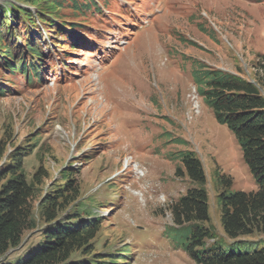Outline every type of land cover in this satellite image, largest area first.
<instances>
[{"label": "rangeland", "instance_id": "374dc122", "mask_svg": "<svg viewBox=\"0 0 264 264\" xmlns=\"http://www.w3.org/2000/svg\"><path fill=\"white\" fill-rule=\"evenodd\" d=\"M96 2L102 14L79 16L66 7L48 27L37 6L0 0L29 8L46 54L37 84L0 64V86L12 88L0 96V151L29 146V179L43 170L32 201L38 227L25 232L5 262L15 264L42 242L39 200L69 176L79 197L60 216L100 218L95 252L123 254L126 264H195L169 234L173 204L195 186L175 174L180 152H193L203 164L205 225L224 241L216 171L232 179L233 193L258 185L235 135L196 93L193 63L252 81L264 95V0Z\"/></svg>", "mask_w": 264, "mask_h": 264}, {"label": "trees", "instance_id": "16d2710c", "mask_svg": "<svg viewBox=\"0 0 264 264\" xmlns=\"http://www.w3.org/2000/svg\"><path fill=\"white\" fill-rule=\"evenodd\" d=\"M26 1L37 6L40 23L48 27L55 11L66 7L79 16L91 11L102 14L96 0ZM39 25L29 8L0 3V64L9 75L23 74L28 82L36 84L42 81L46 57L36 35ZM56 25L61 30L64 28L63 24ZM77 25L80 24L71 23L72 27ZM84 25L80 27L85 28ZM193 65L192 76L199 96L216 121L235 135L258 188L233 193L232 179L216 171L217 182L222 187L221 223L228 238L224 241L205 225L210 216L203 164L193 152L181 151L182 165L175 174L188 176L195 186L173 204L174 227L169 228V234L175 235L174 245L184 249L195 264H264V239L257 242L249 239L264 234V95L254 82L236 74L200 61ZM4 88L0 86V96L12 90ZM41 138L42 135L34 143ZM30 150L25 146L16 152L6 148L0 151V157L6 155L0 164V264H7L6 256L21 246L26 231L38 227L32 201L43 182V170L41 167L29 179L25 156ZM63 181L64 184L58 183L57 188L39 200V216L44 220L40 230L42 242L15 264H126L123 254L95 252L100 218H83L77 212L65 218L60 216L66 204L79 197L75 180L66 176Z\"/></svg>", "mask_w": 264, "mask_h": 264}, {"label": "bare ground", "instance_id": "6f19581e", "mask_svg": "<svg viewBox=\"0 0 264 264\" xmlns=\"http://www.w3.org/2000/svg\"><path fill=\"white\" fill-rule=\"evenodd\" d=\"M99 86H101V85H100V78H99ZM95 92H96V91H95Z\"/></svg>", "mask_w": 264, "mask_h": 264}]
</instances>
